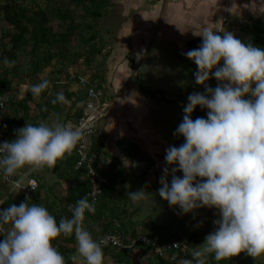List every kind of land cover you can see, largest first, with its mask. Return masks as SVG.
Returning <instances> with one entry per match:
<instances>
[{"label": "clouds", "instance_id": "1", "mask_svg": "<svg viewBox=\"0 0 264 264\" xmlns=\"http://www.w3.org/2000/svg\"><path fill=\"white\" fill-rule=\"evenodd\" d=\"M194 34L203 37L201 45L183 54L198 65L195 80L205 84V92L188 96L176 129L185 140L166 149L165 160L172 167L163 169L158 191L183 213L207 206L218 209L219 218L193 251L195 259L186 257L179 264H204L210 254L216 261L242 251L264 256V48L243 42L230 30L205 27ZM3 62L12 63L7 57ZM212 76L218 81L215 88L206 84ZM49 83L42 79L30 85L31 94L38 98ZM64 99L57 93V100ZM197 105L208 110L207 118H192ZM16 132L14 140L0 143V174L6 178L24 169L54 167L84 137L85 128L56 119L27 122ZM179 170L183 176L176 174ZM31 186L36 189L35 181ZM127 195L134 203L154 198L145 189ZM95 210L87 196L76 202L70 217L59 221L40 203L22 201L0 209V235L5 237L0 264H67L53 240L73 234L77 248L71 258L76 264H104L107 241L94 238L84 224L86 213Z\"/></svg>", "mask_w": 264, "mask_h": 264}, {"label": "crops", "instance_id": "2", "mask_svg": "<svg viewBox=\"0 0 264 264\" xmlns=\"http://www.w3.org/2000/svg\"><path fill=\"white\" fill-rule=\"evenodd\" d=\"M262 11L264 0H112L110 9L101 17L98 33L104 47L100 51L102 55L96 57L98 52L93 57L100 65L74 69L102 87L105 98L111 102L107 116L98 124L93 141L100 142V150L110 159L109 174L113 175L122 199L119 219L126 238L145 233L157 241L172 237L174 240L193 239L194 246L187 258L195 259L193 251L205 241L207 234L215 230L218 209L204 206L183 213L178 205L170 206L158 191L162 186L163 169L172 167L165 160L166 149L181 144L176 129L183 120L188 96L193 92H205V84L195 80L196 67L184 59L189 57L183 53L190 50L192 40L203 39L194 31L202 32L207 27L222 32L230 30L235 36L237 32L244 34L251 20L262 17ZM237 38L242 40L245 37ZM75 71L70 69V72ZM69 85L72 96L67 101V113L56 112L42 121L75 122L76 112L81 110L84 100L81 98L84 89L74 80ZM18 128H5L10 140L16 138ZM1 131L0 126V134ZM141 152L146 155L147 165L142 174L136 175L132 158ZM114 158L116 167L111 166ZM53 168L21 171L38 180L35 196L39 195L51 204L49 211L58 221L68 215V207L62 199L71 182L59 179ZM120 169L124 174L123 181L114 176ZM176 174L183 176L182 170ZM168 179L170 182L171 174ZM138 189L154 193V198L142 203L132 202L127 193ZM10 196L17 200L20 197L17 191L0 181V202ZM119 198L115 196L111 204ZM102 216L107 215H96L92 219L85 217V227L96 239L103 233L100 231L103 220L99 219ZM162 228L168 232V238ZM58 243V249L66 259L76 264L71 258L77 248L74 234L59 237ZM104 254V264H162L155 249L144 244L119 252L108 248ZM234 256L236 262L250 264Z\"/></svg>", "mask_w": 264, "mask_h": 264}, {"label": "trees", "instance_id": "3", "mask_svg": "<svg viewBox=\"0 0 264 264\" xmlns=\"http://www.w3.org/2000/svg\"><path fill=\"white\" fill-rule=\"evenodd\" d=\"M110 5H112V0H0V13L13 28L12 31L5 30V37L0 39V94H8L11 91L15 79L22 77L23 73L21 71L19 56L20 53H24L29 58V72L26 76L31 77L34 84L40 82L42 79H47L53 85L56 82L63 83L65 84V92H67L69 97L72 96L68 91L69 85L67 84L71 80L75 82L78 80L80 74L78 71H75V65L84 59L83 56L87 57L86 59L88 61H91L102 50L101 47H97V44H94L98 36L100 19L108 12ZM78 7L80 8V12H78ZM78 14L80 15V19L76 17ZM90 30L93 32H90ZM245 34V38L242 39L243 42H252L264 48V20L252 23L245 30ZM78 38L83 43H89L90 47L86 51L87 55H84L83 51L76 49V40ZM202 40L200 43L197 42L196 45H194L195 40L192 41V44H190L191 47L198 48ZM4 57H7L12 63L10 65L5 64L3 62ZM53 60H56L59 65H55V69H52L50 72H56V77H59L58 74L60 75V73L66 74L67 79L65 81L51 77V73L43 77L46 67H53ZM190 64L196 67L195 63L190 62ZM72 68L75 72H70ZM214 83L218 84L214 76L206 81V84L213 88H215ZM81 98H85V96L83 95ZM53 100H57L56 96L44 100L34 97L31 93H27L23 98H18L17 93L12 92L10 98L8 99L7 97V104L12 111L10 110L2 114L3 110L0 109V126L13 129L17 125H21L25 119L33 118L32 120L39 121L41 118H47L51 112H57L60 109L61 101L57 100L56 103H53ZM31 104H34V107H36V113L34 115L32 114ZM21 110L23 111L22 115L19 114ZM207 111L206 108L197 105L192 113L193 119L198 116L207 118ZM80 114L81 110L76 112L77 116ZM179 139L182 144L185 137L179 135ZM94 149L96 151L101 149V144L97 140L94 141ZM77 159L78 157L74 147L71 153L66 154L53 168V171L59 179H67L71 182L62 199L63 202H66V207H68L70 202L76 204L80 198L86 196L88 189V181L83 177L85 171L75 168ZM115 163L116 159L114 158L111 166L116 167L117 164ZM122 172L120 169L114 175L115 177H120L121 181L124 179ZM112 176L110 182L104 187V192L96 207V212L86 214L85 216L92 219L96 215L101 216L106 214V218L110 222L104 221L101 223V232L113 228V219H119L120 211L123 209L120 192L116 188L115 179ZM115 196L120 198L117 202L113 201L112 205L111 200ZM34 200L35 203L43 204L45 198L36 195ZM12 203L19 205L20 200L10 196L1 203L0 209H5ZM44 203L48 204V209L51 207V204L45 201ZM62 236L64 235L59 237ZM4 238V235H0V241ZM189 242L194 246L193 239H190ZM59 251L62 252L60 249ZM230 258H225L220 261L222 263L233 262L234 264H245L232 261ZM66 261L67 264H72L71 261L67 259ZM161 261L162 264H177L171 262L167 256L162 257ZM215 261L214 255L210 254L204 264H214ZM259 264H264V261Z\"/></svg>", "mask_w": 264, "mask_h": 264}, {"label": "built area", "instance_id": "4", "mask_svg": "<svg viewBox=\"0 0 264 264\" xmlns=\"http://www.w3.org/2000/svg\"><path fill=\"white\" fill-rule=\"evenodd\" d=\"M77 83L84 89L85 98L80 105L81 114L76 117L74 123L68 124L73 126H84L85 135L75 146V151L78 157L75 168L83 169L85 171L83 177H85L88 181L86 196L90 201H94L97 207L104 192V187L110 181V159L102 150L96 151L94 149L93 137L100 120L107 116L111 102L105 98L103 88L95 84L87 76L79 75ZM0 98H2V106H0V109L5 110L7 106V97L6 95L0 94ZM5 140L7 139L0 136V143ZM0 181L8 184L12 190L19 193L20 203L22 201L35 203L34 197L38 191L39 182L34 176H30L28 173L20 171L17 175L11 178H6L0 174ZM33 181H35L37 185L36 189H33L31 186ZM75 205L76 204L74 202H70L68 204L69 211L67 217L72 215V207ZM113 220V228L101 233L97 237L99 240L107 241L104 245V253L108 248L119 252L123 250H130L139 244H144L153 247L155 249V253H157L160 258L167 256L171 262L177 264L180 259L189 257L190 255L192 247L190 246V242L186 239L157 241L145 233H135L126 238L121 231V221L116 218ZM58 238L53 240V243L57 248L59 247ZM214 264L234 263H222L221 261H215Z\"/></svg>", "mask_w": 264, "mask_h": 264}, {"label": "rangeland", "instance_id": "5", "mask_svg": "<svg viewBox=\"0 0 264 264\" xmlns=\"http://www.w3.org/2000/svg\"><path fill=\"white\" fill-rule=\"evenodd\" d=\"M77 9H78V12H80V8L78 7ZM262 12H264V11H262ZM76 17L78 19H80V15L79 14ZM260 20H264V14L259 19H253V20H251V23L250 24H252V23H254L256 21L259 22ZM55 22H57V21H55ZM98 28H100V22L98 24ZM5 30L12 31L13 28H12V26H10V24L4 19L3 15L0 13V39L2 37H5V35H4L6 33ZM90 32H93V31L90 30ZM234 32H237V31H234ZM235 34H236V37H240V38L246 36L245 33L244 34H242V33L239 34L237 32ZM192 41H194V40H192ZM192 41L189 43V46H190V44H192ZM200 41H201V39H196L194 41V45H196L197 42L200 43ZM76 43H77L76 49L77 50H80V51H83L84 52V55H87V52L86 51H88V49L90 47L89 46V43L88 42H86V43L84 42L83 43L82 40H80V38H78V40H76ZM96 44H97V47H101V49L104 47L103 42H102V36H101L100 33H98L97 40H96V42H95L94 45H96ZM189 49H193V47H190ZM99 55H102V52H99V54H97L96 57L99 56ZM83 58L84 59H82L80 62H78L75 65V67H77V68L78 67L79 68L89 67L91 64H94L95 67H98L100 65L99 64V61H97V60H95L93 58L91 59V61H88L86 59L87 57H85V56H83ZM184 59H186L187 61L189 60L193 64L195 63V61L192 60L191 58L187 59V58L184 57ZM19 61L21 62V71H22L23 75H22V77L15 79V81H14V83L12 85L11 91L8 94H6V97H8V99L12 95V92L17 93L18 98H23L27 93H31L30 92V85L34 84L32 78L29 77V76H26L28 74V72H29V69H28L29 58H28V56H26L24 53H20ZM52 63H53V67H51V66L46 67L45 72L43 74V77H46V75H50V73H51V77H53V78H55L57 80H65L66 79V74L60 73V75L58 74L59 77H56V75H57L56 72H54V71L50 72L52 69H55V65H57V66L59 65V63L56 60H53ZM222 63H223V61H221V64ZM194 69L196 71H198V65L197 64H196V68H194ZM214 79H215V81L217 80L215 77H214ZM51 84H53V83L52 82L49 83L48 89L44 90L42 92V94L38 97V99L41 98V99H44V100H48L49 98L51 99L54 96H56V98H57V93L62 92L64 94L65 99L63 101H61L60 107H59L60 109L57 111V113H59V112H66L67 113V111L69 110V108H68L69 106L67 104L69 95L67 94V92H65V89H64L65 84H63V83L61 84V83H57V82L54 85H51ZM214 84H215L214 87H216L217 84L216 83H214ZM67 85H69V84H67ZM34 106H35L34 104H31V109H32V114L33 115L36 113V107H34ZM10 110L12 111V109H10V106L7 104L6 109L3 110L2 114H5V113L9 112ZM19 112H20L19 114L22 115L23 111L21 110ZM55 113L56 112H51L50 115L53 116ZM32 119L31 118L30 119H25L24 122L21 125H17L15 128L25 126L27 124V122L34 123V124L35 123H39L42 120H44L45 118H41L39 121L38 120L35 121V120H32ZM1 128L3 129V132L1 133L2 136L5 137L6 139H8L9 141H11L10 138H8L7 132L4 131V130H6L5 129L6 127L5 126H1ZM24 170H26V169H24ZM99 219L100 220H103V222L104 221H108V219L105 216L99 217ZM162 232L164 233V236L166 238H168L167 237L168 236V232L167 231L165 232V229L164 228H162ZM173 240H174V237H172V238H170V239H168L166 241H173ZM190 246L192 247L193 245L190 243ZM236 256H238V259H242L245 262H249V263L259 264L262 261H264V256H260V257H257L256 258V257H253V256L247 254L246 251H242L239 254H237ZM230 260L236 261L235 256L231 257Z\"/></svg>", "mask_w": 264, "mask_h": 264}, {"label": "water", "instance_id": "6", "mask_svg": "<svg viewBox=\"0 0 264 264\" xmlns=\"http://www.w3.org/2000/svg\"><path fill=\"white\" fill-rule=\"evenodd\" d=\"M1 136V134H0ZM133 167L135 170V174L139 175L142 174L146 168L147 165V160H146V155L144 153H135L133 158Z\"/></svg>", "mask_w": 264, "mask_h": 264}]
</instances>
